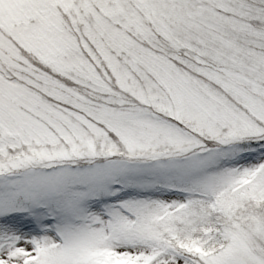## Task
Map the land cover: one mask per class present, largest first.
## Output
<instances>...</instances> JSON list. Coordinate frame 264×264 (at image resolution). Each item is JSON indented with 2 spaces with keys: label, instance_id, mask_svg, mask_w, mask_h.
I'll list each match as a JSON object with an SVG mask.
<instances>
[{
  "label": "snow or ice",
  "instance_id": "1",
  "mask_svg": "<svg viewBox=\"0 0 264 264\" xmlns=\"http://www.w3.org/2000/svg\"><path fill=\"white\" fill-rule=\"evenodd\" d=\"M0 264H264V0H0Z\"/></svg>",
  "mask_w": 264,
  "mask_h": 264
}]
</instances>
